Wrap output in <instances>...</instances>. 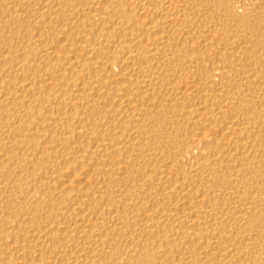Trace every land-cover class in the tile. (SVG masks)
Returning <instances> with one entry per match:
<instances>
[{"label": "bare ground", "instance_id": "6f19581e", "mask_svg": "<svg viewBox=\"0 0 264 264\" xmlns=\"http://www.w3.org/2000/svg\"><path fill=\"white\" fill-rule=\"evenodd\" d=\"M0 264H264V0H0Z\"/></svg>", "mask_w": 264, "mask_h": 264}]
</instances>
